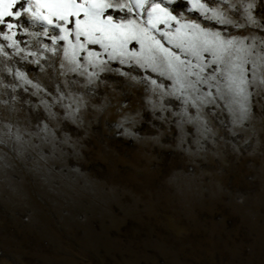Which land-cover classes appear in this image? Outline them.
I'll return each instance as SVG.
<instances>
[{"label":"rangeland","instance_id":"1","mask_svg":"<svg viewBox=\"0 0 264 264\" xmlns=\"http://www.w3.org/2000/svg\"><path fill=\"white\" fill-rule=\"evenodd\" d=\"M119 79L74 147L0 145V264H264V118L203 147L150 117L124 134L117 100L141 101Z\"/></svg>","mask_w":264,"mask_h":264},{"label":"snow or ice","instance_id":"2","mask_svg":"<svg viewBox=\"0 0 264 264\" xmlns=\"http://www.w3.org/2000/svg\"><path fill=\"white\" fill-rule=\"evenodd\" d=\"M0 63V145L74 147L119 77L141 104L117 100L118 128L150 117L203 147L264 118V0H0Z\"/></svg>","mask_w":264,"mask_h":264}]
</instances>
